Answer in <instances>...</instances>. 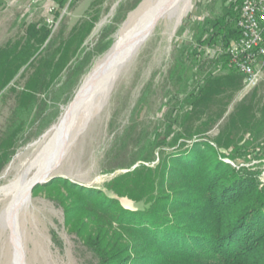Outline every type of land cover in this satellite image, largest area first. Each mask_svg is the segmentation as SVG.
Returning a JSON list of instances; mask_svg holds the SVG:
<instances>
[{
	"label": "trees",
	"instance_id": "trees-1",
	"mask_svg": "<svg viewBox=\"0 0 264 264\" xmlns=\"http://www.w3.org/2000/svg\"><path fill=\"white\" fill-rule=\"evenodd\" d=\"M56 1L59 7L68 2ZM223 5L225 12L213 25L209 21L194 25V44L185 49L186 60L194 64L186 66L178 60L171 71V77L176 74L184 85L187 72L193 70L198 88L185 97L191 100L189 109L179 113L176 130L173 124L166 127L168 134L162 140L154 133L133 163L150 164L159 148L177 146L180 150L160 152L155 168L139 165L105 185L109 193L143 203L145 209L129 212L99 191L68 186L92 202L96 214L108 221L88 237L97 264H264V187H259L257 175L243 167L236 169L240 161L264 162V97L259 98L254 89L236 106L217 137H205L223 117L225 102L242 84V77L230 65L235 74L218 76L198 66L199 48L218 42L228 45L238 37L229 23L230 19L235 23L237 11L228 0ZM54 14L60 15L58 11ZM97 20L77 25L61 40L51 38L50 25L29 24L24 37L0 48V96L5 91L15 95V107L0 139V171L28 129L38 123V133H42L57 119V103L65 105L70 100L90 65V59L81 57V47ZM111 44L110 40L98 54ZM217 60L210 64L225 66L228 62ZM30 70L23 87L15 86L20 72L25 77ZM216 101L222 107L214 111ZM65 185L64 180H54L45 186ZM112 226L115 230L108 238ZM124 238L128 244H122Z\"/></svg>",
	"mask_w": 264,
	"mask_h": 264
},
{
	"label": "rangeland",
	"instance_id": "rangeland-1",
	"mask_svg": "<svg viewBox=\"0 0 264 264\" xmlns=\"http://www.w3.org/2000/svg\"><path fill=\"white\" fill-rule=\"evenodd\" d=\"M143 1L76 0L68 8L59 7L56 0H0V48L24 37L25 27L29 24H48L52 27L51 38L61 40L66 39L77 25L98 17L81 47V57L90 59V65L79 79L70 100L65 105L57 103L59 115L42 133H38V123L28 129L9 162L0 171V264H12L13 257L11 229L4 212L7 187L20 175L32 158L36 143L58 123L82 79L109 51L128 16ZM229 1L237 11L238 2ZM52 7L54 11H51ZM55 11L59 12L58 17L55 16ZM224 12L223 0H182L157 23L119 76L104 108L89 122L72 146L58 173L47 180V183L64 180L67 186L53 188L45 184L32 189L30 208L19 220L23 264H97L98 260L88 244V237L90 234L95 235L97 228L106 226L108 221L96 214L92 202L68 187L70 185L79 190L99 191L105 198L117 200L119 206L129 212L145 209L143 203H135L127 197H116L109 193L105 185L113 178L133 171L139 165L155 168L160 152L166 155L180 150L177 146L159 148L154 151V161L150 164L133 163L141 151H144L147 141L154 133L160 134L159 140H162L168 134L166 127L173 124L176 130L179 113H185L189 109L191 100L185 97L198 88L193 70L187 72L184 85L176 74L171 77V71L178 60L186 66L194 64L186 60L185 54V49L194 44V25L207 21L213 25ZM123 15L121 22L115 23V19ZM229 23L233 27L234 21L230 19ZM110 40L111 46L99 55V51ZM230 44L218 42L199 48L201 60L199 59L198 66L211 70L214 76L229 72L235 74L233 70H229V62L226 67L219 62L214 66L210 64L211 60L217 58V61H228L224 52ZM219 48L221 53L213 54ZM30 72L31 70L26 72L23 77L20 76L21 71L15 78L14 85L23 87ZM261 72L260 83L255 88L259 98L264 97V65ZM241 90L242 84L241 89L232 94L227 102L222 97L218 98L225 102V113L205 135L206 139L217 137L236 106L248 98L254 89L249 92ZM222 102L216 101L213 110L221 108ZM14 107L15 95L5 91L0 96V139ZM54 109L51 108L50 112ZM172 136L169 138L172 139ZM186 144L190 147L189 141ZM224 162L235 166L228 159ZM240 162L242 163L236 169L243 167L248 174L257 175L259 187H264L261 182L264 181V162ZM114 230V226L108 230V238L113 236ZM128 243L129 240L124 238L122 244Z\"/></svg>",
	"mask_w": 264,
	"mask_h": 264
},
{
	"label": "bare ground",
	"instance_id": "bare-ground-1",
	"mask_svg": "<svg viewBox=\"0 0 264 264\" xmlns=\"http://www.w3.org/2000/svg\"><path fill=\"white\" fill-rule=\"evenodd\" d=\"M180 1L144 0L128 16L112 47L82 79L58 123L36 143L32 158L7 187L4 212L11 229L12 264H23L19 220L30 208L32 189L58 173L72 146L89 122L104 108L116 81L144 40Z\"/></svg>",
	"mask_w": 264,
	"mask_h": 264
},
{
	"label": "built area",
	"instance_id": "built-area-1",
	"mask_svg": "<svg viewBox=\"0 0 264 264\" xmlns=\"http://www.w3.org/2000/svg\"><path fill=\"white\" fill-rule=\"evenodd\" d=\"M70 2L71 0H68L67 7ZM232 2H238L234 23L238 37L225 50L224 55L228 58L230 67L242 77L241 91L249 92L260 83L264 65V0ZM54 10L52 7L51 11ZM215 53L220 54L221 49L214 50L213 54ZM211 58L213 59L214 55ZM261 182L264 183L263 180Z\"/></svg>",
	"mask_w": 264,
	"mask_h": 264
},
{
	"label": "water",
	"instance_id": "water-1",
	"mask_svg": "<svg viewBox=\"0 0 264 264\" xmlns=\"http://www.w3.org/2000/svg\"><path fill=\"white\" fill-rule=\"evenodd\" d=\"M47 182H49V181H46V182H43V183H39V184L35 185V187H37V186H39V185H45V184H47ZM35 187H34V188H35ZM34 188H33V189H34Z\"/></svg>",
	"mask_w": 264,
	"mask_h": 264
}]
</instances>
